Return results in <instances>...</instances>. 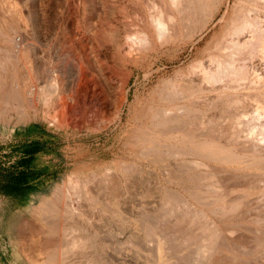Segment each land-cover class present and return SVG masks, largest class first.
<instances>
[{"label":"bare ground","instance_id":"6f19581e","mask_svg":"<svg viewBox=\"0 0 264 264\" xmlns=\"http://www.w3.org/2000/svg\"><path fill=\"white\" fill-rule=\"evenodd\" d=\"M28 2L0 0L2 126H17L42 114L49 124L66 134H92L120 123L124 108L130 106V117L137 123L124 143L130 155L160 162L186 154L190 149L200 159L212 162L216 169L225 167L238 182L230 190L227 201L222 198L223 188L218 186L221 184L215 182L219 188L214 187L217 193L212 190L211 195H221L219 200L218 196L214 197L217 201L210 210L213 218L203 209L193 214L188 205L192 214L186 213L185 218L176 221L177 228L191 225L200 230L199 234L189 232L181 238L184 247L199 241L194 264H264V0H233V3L230 0H148L150 13L145 10L143 0H66L65 18L56 36L48 34V26L41 19L48 18L47 9L42 10L40 17ZM224 7L221 27L197 50V57L177 69L172 77H162L148 99L136 96L130 103L132 78L144 72V80L148 82L167 64L177 61V54L194 45L197 35L210 27ZM42 31L47 33L45 45ZM258 42L262 52L260 62L255 64L254 46ZM44 47L60 53V60H44L39 56ZM171 52L176 56H171ZM68 54L77 61L76 84L69 92L64 86L62 70L65 68L61 70L62 57ZM164 59L168 63L156 68V62ZM244 80L246 84L241 83ZM242 84L246 85V92H231L232 85L242 87ZM213 94L226 97L227 105L234 111L223 128L206 136L197 135L195 130L180 132L178 128L185 119L200 112V103L212 104ZM193 162L202 165L199 160V163ZM132 164L119 158L107 172L84 178L86 181L102 178L112 188L128 180L129 174L132 176ZM73 189H79L77 182ZM54 195L55 199L60 196L63 206L64 191L58 189ZM208 199L209 196L204 200ZM167 201L166 205L176 213L169 205L173 201ZM44 206V212H49L51 206L55 207V200H44L37 211ZM54 231L60 236L63 233L61 225ZM37 232L45 236L43 246L39 247L44 257L41 263L65 264L64 245L58 239L59 243L48 239L53 230L41 228ZM168 236L157 242L159 263L182 264L179 259L165 260ZM68 242L70 250H78L76 253L80 255L81 239L76 236Z\"/></svg>","mask_w":264,"mask_h":264},{"label":"rangeland","instance_id":"374dc122","mask_svg":"<svg viewBox=\"0 0 264 264\" xmlns=\"http://www.w3.org/2000/svg\"><path fill=\"white\" fill-rule=\"evenodd\" d=\"M64 1L30 0L32 3L28 2L30 5H34L40 17L42 10L47 9L48 18L43 19L41 17V19L46 22L47 29H49L48 34L50 35H58L57 32H59L64 21L67 7L66 0ZM231 2L233 3V0H230ZM143 3L147 13H150L151 8L148 0L147 2L143 0ZM225 11L226 8L224 7L215 17L210 27L203 34L197 35L194 45L177 54V61L167 64L164 68H162V64L167 59L157 61L155 67H161L163 70L150 81L146 82L144 80V72H140L136 76L137 78L134 76L130 85L129 102L132 103L136 96L141 97L140 99H148L161 79L172 77L177 69L187 66L195 59L198 53L197 50L203 48L213 33L221 27L219 25H222ZM132 19H134L133 16ZM50 23H52L51 26ZM53 25H55L54 28ZM46 34L42 31L44 45L46 44ZM259 42L255 43L254 46V56L257 57L255 58V60L257 59L255 64L260 62L258 60L261 51ZM48 51L47 47L41 48L39 56L44 57V60H60V53L56 50H50L49 53ZM170 55L176 56L174 52H171ZM65 56L62 57L61 70L63 67L65 68L64 71L62 70L65 77L64 86L66 91L69 92L76 84L77 61L72 57L73 55L68 54V56ZM44 60L41 63H44ZM262 68L264 69V66ZM255 73L258 74L259 71ZM245 82L244 80L241 83L244 84ZM243 84L242 87L235 85L237 87L236 91L234 90L235 86L232 85V91H230L237 94L246 92V85L243 86ZM237 90H239V93ZM211 98H213L211 99V105L200 103V112L185 119V123L180 126L181 128H178L180 132L185 133L195 130L197 135L206 136L216 130L219 132L223 128L234 111H231L232 109L227 105L228 100H226V97L220 98L213 94ZM130 112V106H126L120 123L113 124L106 130L92 134L85 132L66 134L49 124L42 114L31 120H24L23 123L20 122L17 126L10 124L6 128L2 126L0 120V178L6 171L16 174L17 171L21 170H28L39 176L33 182L37 190L30 192L26 197L13 199L0 194V264H42L41 260L44 257L39 247L40 245L43 246L45 236L37 232L41 228L43 230H53L48 239H52L53 242L58 239L64 245L66 250L65 264H160L157 242L164 239L165 236L167 237V235L169 236L165 242H168V244L166 243L168 251L165 248V260L179 259L182 264H194L199 241L194 240V243L192 241L188 247H184L182 240L189 232L194 233L195 231L199 234L200 230L191 225L189 227H194L191 230L187 227L188 225H179L177 228L175 226L176 221L185 218L191 211L194 214L193 211L199 213L202 209L208 217L213 218L210 210L214 207L211 206L219 200L218 198L221 195V193L216 194L215 188L221 186L223 188L222 198L224 200L226 197L230 199L232 188L238 182L233 180L232 175H229L231 172L225 167H222L221 170L216 169L213 167L212 162L200 159L190 149L186 150V154L164 158V161L160 162L137 159V157L130 155L126 151L124 143L137 124L132 121ZM118 157L133 163L131 167L133 171L132 176L129 174L128 180L124 179L119 182L120 185H114L116 189H113L114 186L111 188L109 183H106V180L102 178H97L94 181L85 180V176L104 173L112 169V162L119 159ZM198 160L201 161L202 165L194 164L193 161L199 163ZM117 169L121 170L120 167ZM209 176L211 177L209 178ZM217 179H219L218 182ZM75 182L79 186L77 191L73 189ZM215 182L221 185L217 186ZM101 186L105 191L101 189ZM58 189H62L65 193L66 199L63 206L60 205V196L56 199L54 197ZM101 190L104 192H101ZM113 190L114 192H112ZM212 190L216 192L213 195H211V192H214ZM208 191H210L211 196ZM103 193L104 195H102ZM204 196L205 198L209 196L210 200H204ZM201 197L203 201H200L202 200ZM212 197H216L217 200ZM46 199H54L55 207L51 206L50 211H46V213L44 212V206L38 212L37 208ZM167 200L173 201L172 203L175 206L172 203L169 205L176 210V213L172 212L174 210L166 205ZM188 205L190 208L192 206L193 209H190ZM187 207L191 210L190 212ZM58 209L62 212H58ZM44 218H46L45 221ZM60 225L63 232L61 236L54 231ZM76 236L83 243V248L78 252L80 255L76 253L78 250H70V245L67 244ZM63 241L66 242L62 243Z\"/></svg>","mask_w":264,"mask_h":264},{"label":"trees","instance_id":"16d2710c","mask_svg":"<svg viewBox=\"0 0 264 264\" xmlns=\"http://www.w3.org/2000/svg\"><path fill=\"white\" fill-rule=\"evenodd\" d=\"M38 178L39 176L32 172H29L28 170L23 171L22 183L24 189V197H26L30 192H35L37 190V187L33 185V182ZM20 185V175L18 176L17 173L3 175L0 178V194L14 198L17 195Z\"/></svg>","mask_w":264,"mask_h":264},{"label":"flooded vegetation","instance_id":"af4514ba","mask_svg":"<svg viewBox=\"0 0 264 264\" xmlns=\"http://www.w3.org/2000/svg\"><path fill=\"white\" fill-rule=\"evenodd\" d=\"M13 173V172H12ZM11 172H8V171H6L5 173H4V175H9V174H12ZM17 175L19 176L20 175V187H19V190H18V192H17V195L13 198V197H11V198H13V199H18V198H22L23 196H24V189H23V183H22V181H23V170H21V171H17Z\"/></svg>","mask_w":264,"mask_h":264}]
</instances>
